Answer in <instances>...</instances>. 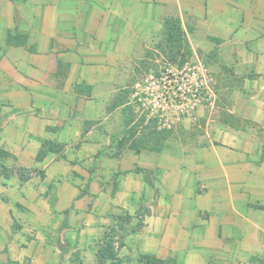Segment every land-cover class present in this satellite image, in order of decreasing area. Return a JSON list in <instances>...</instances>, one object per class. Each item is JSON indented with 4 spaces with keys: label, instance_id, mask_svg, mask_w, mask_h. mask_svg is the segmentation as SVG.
Here are the masks:
<instances>
[{
    "label": "crops",
    "instance_id": "obj_1",
    "mask_svg": "<svg viewBox=\"0 0 264 264\" xmlns=\"http://www.w3.org/2000/svg\"><path fill=\"white\" fill-rule=\"evenodd\" d=\"M171 19L232 79L236 125L218 120L197 147H134L120 91ZM149 191L141 229L101 262L119 214ZM128 255L264 256V0H0V264Z\"/></svg>",
    "mask_w": 264,
    "mask_h": 264
},
{
    "label": "rangeland",
    "instance_id": "obj_2",
    "mask_svg": "<svg viewBox=\"0 0 264 264\" xmlns=\"http://www.w3.org/2000/svg\"><path fill=\"white\" fill-rule=\"evenodd\" d=\"M165 33L164 29L162 41L153 43L147 54L148 60L139 66L138 72L128 81L123 92L120 91L122 107L119 115L125 122V138L131 142V146L147 143L153 149L167 143L175 145L177 149L197 147L199 137L206 135L207 129L216 131L218 120H227L232 127L236 125L233 116L226 111L233 103V96L223 90L233 87L232 79L227 75L216 78L215 72L209 69L212 55L207 60L206 54L202 56L198 50L193 52L182 34L175 32L173 40L167 41ZM200 69L205 74H201ZM149 75L170 78L158 80L157 88L151 93L147 90L151 86ZM166 84L172 86V94L165 93L163 86H168ZM155 104L157 107H153ZM207 123L210 125L208 128ZM113 184H116V176ZM195 188V193H200L198 183ZM152 198L149 191L138 200L140 206L121 212L117 220L118 229L107 233V238L99 244L101 248L111 238L114 254L115 251L119 252L125 245L122 238L143 226L145 214L151 211L148 205L152 203ZM115 235L118 238L110 237ZM140 256L128 255L118 262L135 264L136 261L141 262ZM171 262L166 260L165 264ZM250 263L264 264V256L252 257Z\"/></svg>",
    "mask_w": 264,
    "mask_h": 264
},
{
    "label": "trees",
    "instance_id": "obj_3",
    "mask_svg": "<svg viewBox=\"0 0 264 264\" xmlns=\"http://www.w3.org/2000/svg\"><path fill=\"white\" fill-rule=\"evenodd\" d=\"M165 32H166L165 34L167 41L173 40L175 32H177L178 35L181 34L183 35V31L179 25V22L173 19L165 22ZM146 144L147 143L142 144L140 147L151 150L153 149L151 146L149 147L148 144L147 145ZM111 240H112L111 238H108L104 247L100 249L99 256L101 258V262L104 261L105 259H113L114 257V250H113V246L111 245ZM139 260H141L143 264H151L152 262H154V264H165V261L156 259L153 256H148V255L140 256ZM170 264H175V263L171 262Z\"/></svg>",
    "mask_w": 264,
    "mask_h": 264
},
{
    "label": "built area",
    "instance_id": "obj_4",
    "mask_svg": "<svg viewBox=\"0 0 264 264\" xmlns=\"http://www.w3.org/2000/svg\"><path fill=\"white\" fill-rule=\"evenodd\" d=\"M201 70V74H205L203 71V69H200ZM203 76H206V75H203ZM170 77L169 76H167L166 78H165V76H153V75H149V80H150V82H149V84H151V86L147 89L148 91H150L151 93L153 92V91H155V89L157 88V87H155L156 86V82H158V80H163V81H165V80H167V79H169ZM166 85H168V84H166ZM164 87V91H165V93H167V94H172L173 93V88H172V86H163ZM159 88V87H158ZM157 97H159V93L157 92ZM162 98V97H161ZM157 104H155V105H153V107H157L156 106Z\"/></svg>",
    "mask_w": 264,
    "mask_h": 264
}]
</instances>
